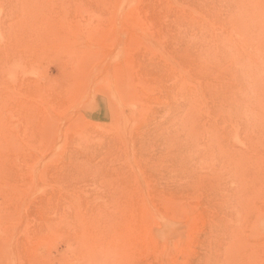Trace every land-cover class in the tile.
<instances>
[{
	"label": "rangeland",
	"instance_id": "rangeland-1",
	"mask_svg": "<svg viewBox=\"0 0 264 264\" xmlns=\"http://www.w3.org/2000/svg\"><path fill=\"white\" fill-rule=\"evenodd\" d=\"M262 13L0 0V264H264Z\"/></svg>",
	"mask_w": 264,
	"mask_h": 264
},
{
	"label": "bare ground",
	"instance_id": "bare-ground-1",
	"mask_svg": "<svg viewBox=\"0 0 264 264\" xmlns=\"http://www.w3.org/2000/svg\"><path fill=\"white\" fill-rule=\"evenodd\" d=\"M238 9H239V8H238ZM238 11H239V10H237V12H238ZM244 11H245V10L242 11L243 14H244ZM240 12H241V11H240ZM246 13H248V12L246 11ZM262 14H264V13H262ZM248 16H249V15H248ZM248 16H247V17H248ZM241 17H244V16L242 15V13H241ZM241 19H242V18H241ZM249 19H250V17H249ZM242 20H243V19H242ZM248 21L250 22V20H248ZM239 23H240V22H239ZM243 23L246 24V23H248V22H247V21L245 22V19H244V21H241V24H243ZM243 25H244V24H243ZM252 28H253V27H252ZM247 64H248V63H247ZM248 66H249V65H248ZM254 73H255V72H254ZM251 88H252V87H250V89H251ZM259 89H260V88H259ZM259 89H258V90H259ZM261 89H262V88H261ZM246 90H247V89H246ZM252 90H253V88H252ZM262 90H264V88H263ZM250 91H251V90H250ZM259 91H260V90H259ZM245 92H246V91H245ZM248 92H249V91H248ZM251 92H252V91H251ZM243 93H244V92H243ZM259 95H260V94H259ZM262 96H263V95H262ZM247 98H252V97L249 96V97H247ZM260 98H263V97L260 96ZM263 99H264V98H263ZM260 102H261V101H260ZM262 106H263V105H262ZM262 112L264 113V111H262ZM262 118H263V117H262ZM257 121H259V120H257ZM234 253H235V252H234ZM229 254H232V253L230 252ZM254 256H255V255H254ZM247 257H248V256H247ZM249 258H250V257H249ZM255 258H256V257H255ZM251 259H252V257H251ZM253 259H254V258H253ZM247 261H248V260H247ZM247 263H248V262H247Z\"/></svg>",
	"mask_w": 264,
	"mask_h": 264
}]
</instances>
